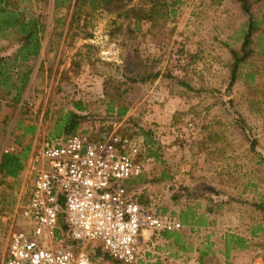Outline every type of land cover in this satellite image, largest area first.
<instances>
[{
    "label": "rangeland",
    "instance_id": "obj_1",
    "mask_svg": "<svg viewBox=\"0 0 264 264\" xmlns=\"http://www.w3.org/2000/svg\"><path fill=\"white\" fill-rule=\"evenodd\" d=\"M249 3L260 21L264 1ZM19 5L39 16L46 28L40 55L30 62L32 75L22 102L12 106L11 97H3L0 89V158L5 150L16 154L30 146L16 179L0 175V261L10 236L29 230L23 210L33 184L30 156L56 136L57 119L62 111L72 110V101L98 102L105 77L116 76V66H125L131 55L127 51L137 50L142 60H156L154 70L160 76L139 88L123 123L112 125L109 133L137 124L156 144V157H147L141 145L143 173L131 187L132 198L150 212L180 222L176 233L191 247L192 256L186 258L196 259L209 243L215 244L213 249L223 248L226 235L249 242L251 254L235 255L238 262L255 263L257 253L264 263V234H250L264 228V215L256 209L264 208V162L259 160V154L264 156V24L253 36L254 54L229 90L231 51L240 49L247 20L235 0L182 1L173 7L161 34L147 36L144 44L128 39L124 29L111 34L120 21L97 0H70L59 10L54 0ZM0 48V55L10 56L17 45L1 40ZM24 70L22 66L13 74ZM248 74L252 79H246ZM94 110L97 117L103 113L98 106ZM97 123L95 118L93 131L89 125L81 130L96 137L106 133L100 129L110 123ZM27 126H35V133L23 138ZM190 214L202 217L205 225L184 224L181 219ZM148 236L142 245L148 261L182 264L183 255L174 257L172 240L157 233Z\"/></svg>",
    "mask_w": 264,
    "mask_h": 264
},
{
    "label": "built area",
    "instance_id": "obj_2",
    "mask_svg": "<svg viewBox=\"0 0 264 264\" xmlns=\"http://www.w3.org/2000/svg\"><path fill=\"white\" fill-rule=\"evenodd\" d=\"M141 145L115 133L43 141L29 162L33 184L23 210L29 230L10 236L0 264H113L92 261L86 250L91 243L117 264H146L147 235L176 233L181 224L143 208L125 188L143 173ZM61 214L78 251L64 246Z\"/></svg>",
    "mask_w": 264,
    "mask_h": 264
},
{
    "label": "trees",
    "instance_id": "obj_3",
    "mask_svg": "<svg viewBox=\"0 0 264 264\" xmlns=\"http://www.w3.org/2000/svg\"><path fill=\"white\" fill-rule=\"evenodd\" d=\"M29 0H0V41L13 40L17 48L10 56L0 55V89L5 92L4 96L11 97L10 103L12 106H18L22 102V96L29 85L32 75V66L30 62L36 59L41 52L42 36L44 34L46 24L39 16L27 12L19 3H27ZM99 5L105 9L112 8L116 13V18L120 21L117 27L113 26L111 34H118L122 29L128 34V39H139L143 44V39L149 35L161 34L162 28L166 25L169 17L173 16V7L185 0H97ZM240 7L241 12L247 17L245 22V30L242 34V43L238 51H231L233 62L230 67V80L228 89L237 81L238 73L243 65L254 54L252 46L254 44L253 36L261 29L264 24V15L260 21L254 16L251 10L249 0H235ZM264 1V0H262ZM70 0H54L55 10H59L64 6H69ZM111 10V9H110ZM113 11V12H114ZM58 23V21H57ZM1 52V48H0ZM131 55L124 61L125 66H116L117 75L107 76L104 79L102 87V98L98 102H84L82 100L72 101V110L60 114L56 122V136L70 137L75 135L87 136L91 140H97L93 132L89 134L88 130H81L83 126L89 125L87 128H92L95 118L98 119L97 126L101 123H110V126L100 130L105 135H109L112 125H119L130 111L134 100H138V92L141 86L153 82L160 76L159 72L154 70L156 65L155 59L142 60L139 56L140 52L127 51ZM264 55V51L262 53ZM261 55V54H260ZM261 55V56H263ZM24 66L25 70L19 74H13L18 68ZM252 75H247V80L252 79ZM94 106L103 108V113L95 115ZM25 103L20 108V114L24 113ZM20 118L17 123H21ZM125 124V123H124ZM126 124L120 127L115 134L122 139H142L143 147L147 152V157H156V150L152 147L156 144L153 142L149 132L144 130L137 124L133 127H128ZM35 126H27L24 129L23 138L29 135H34ZM91 133V132H90ZM103 135V134H102ZM101 136V135H100ZM30 146H26L19 153L2 154L0 158V175L3 178L16 179L24 170L25 161L28 159ZM259 160L264 162V156L259 154ZM140 157H143L142 151ZM259 161V162H260ZM142 175V174H141ZM128 180L124 183L128 192L131 187L136 184V181L141 177ZM256 209L264 215V208L260 205ZM184 224H195L199 227L205 225L202 217L194 218V215H186L181 219ZM58 225L62 232V238L65 239L64 246L66 249L78 251L80 248L79 242L73 241L68 237V227L64 223L63 214L58 219ZM257 228L250 231L254 236ZM161 236L165 240H172V244L179 252H190L191 247L186 248L183 244V236L178 233L163 232ZM236 245H241L242 238H232ZM92 261H97L99 258L107 260L110 263L117 264L116 261L103 251L101 245L91 248L90 245L86 248ZM204 255V253H203ZM202 260V259H201Z\"/></svg>",
    "mask_w": 264,
    "mask_h": 264
},
{
    "label": "crops",
    "instance_id": "obj_4",
    "mask_svg": "<svg viewBox=\"0 0 264 264\" xmlns=\"http://www.w3.org/2000/svg\"><path fill=\"white\" fill-rule=\"evenodd\" d=\"M29 162H30V158H29ZM260 233L264 234V228L263 227H261V229H259V230H256L255 235L260 234ZM148 237L149 236L147 235V239H150ZM225 239H226V235H224V241H223V245H222L223 248H220L221 245H219L218 249H213L212 245H215V244L209 243L211 247L206 248L202 252L199 250L198 256L196 257V259L186 258L187 255L192 256V255H190L191 252H179V254L183 255L182 264H216V261H218V260L222 264H264L262 254H257V253L253 257L254 260H257L255 263H253V261L238 262L236 260L235 255L240 254L241 252H246L247 255H248V253L251 254L250 249H248L250 247H249V242L247 241V238L242 239L243 242L241 245L234 244L232 239L231 240L230 239L225 240ZM177 251H178V249H177ZM177 251L174 252V257L179 256ZM203 253H204V255H203ZM248 257H245V258H248ZM160 261H162V260H158V259H155L153 261L147 260L146 263L162 264Z\"/></svg>",
    "mask_w": 264,
    "mask_h": 264
}]
</instances>
